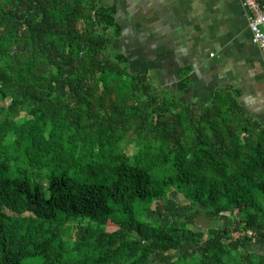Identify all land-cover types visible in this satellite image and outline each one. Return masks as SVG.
I'll list each match as a JSON object with an SVG mask.
<instances>
[{"label":"trees","instance_id":"obj_1","mask_svg":"<svg viewBox=\"0 0 264 264\" xmlns=\"http://www.w3.org/2000/svg\"><path fill=\"white\" fill-rule=\"evenodd\" d=\"M110 35L97 0H0V264H264V124L184 100L188 69L156 89Z\"/></svg>","mask_w":264,"mask_h":264},{"label":"crops","instance_id":"obj_2","mask_svg":"<svg viewBox=\"0 0 264 264\" xmlns=\"http://www.w3.org/2000/svg\"><path fill=\"white\" fill-rule=\"evenodd\" d=\"M115 9L119 35L109 51L135 73L176 94L181 71L190 87L184 100L206 101L215 91L236 93L247 113L264 124V57L252 41L239 0H97ZM251 251L264 256V243Z\"/></svg>","mask_w":264,"mask_h":264},{"label":"built area","instance_id":"obj_3","mask_svg":"<svg viewBox=\"0 0 264 264\" xmlns=\"http://www.w3.org/2000/svg\"><path fill=\"white\" fill-rule=\"evenodd\" d=\"M247 12L252 41L264 57V9L257 0H239Z\"/></svg>","mask_w":264,"mask_h":264},{"label":"rangeland","instance_id":"obj_4","mask_svg":"<svg viewBox=\"0 0 264 264\" xmlns=\"http://www.w3.org/2000/svg\"><path fill=\"white\" fill-rule=\"evenodd\" d=\"M111 36V35H110ZM109 36V38H110ZM111 54L115 52L113 50L109 51ZM195 114H199V109L195 107ZM130 152V150H128ZM169 198L174 199L179 205H183L186 203L183 195L180 193H175L174 191L169 193ZM216 224L213 221H210L205 217L204 213L199 214V216L195 220V224L193 225V230L197 232L206 233L207 230L211 227H214Z\"/></svg>","mask_w":264,"mask_h":264}]
</instances>
